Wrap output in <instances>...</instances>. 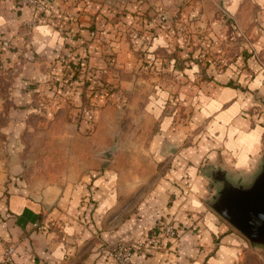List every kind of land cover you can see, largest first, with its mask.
<instances>
[{
  "label": "rangeland",
  "instance_id": "rangeland-1",
  "mask_svg": "<svg viewBox=\"0 0 264 264\" xmlns=\"http://www.w3.org/2000/svg\"><path fill=\"white\" fill-rule=\"evenodd\" d=\"M13 1L15 10H35L39 3ZM230 1L172 0L160 7L142 0L133 2L132 10L109 1L88 24H80L78 14L53 22L59 47L35 43L39 21L17 17L0 32V201L13 182L38 195L80 170L108 169L115 184L126 188L120 210L127 219L158 185L181 189L174 171L187 166L189 152L204 150L203 128L193 122L201 85L215 74L246 68L251 57L264 68V54L255 45L263 30L264 0H239L236 13L229 10ZM124 11L130 18L125 20ZM161 31L170 40L155 46ZM166 117L173 118V130L164 127ZM215 168L205 158L199 167L211 209ZM167 225L173 236H155ZM156 229L105 244L103 253L112 260V248L147 236L159 242L138 252L158 251L178 227L164 220Z\"/></svg>",
  "mask_w": 264,
  "mask_h": 264
},
{
  "label": "crops",
  "instance_id": "crops-1",
  "mask_svg": "<svg viewBox=\"0 0 264 264\" xmlns=\"http://www.w3.org/2000/svg\"><path fill=\"white\" fill-rule=\"evenodd\" d=\"M86 1L83 5L78 0H39L35 10H15L13 0H0V32L18 22L17 17H34L39 21L34 42L59 47L62 41L53 22L78 14L80 24H88L109 1L129 10L133 2H142ZM149 1L160 7L172 2ZM239 4L231 0L228 8L236 13ZM7 6L12 8H3ZM123 13L125 20L130 18ZM245 13L251 15L249 10ZM161 32L155 46L168 45L170 37ZM261 32L255 45L264 54V25ZM247 65L215 74L201 85L193 122L203 128L204 150L189 152L183 160L187 166L174 171L181 189L167 182L158 185L151 198L136 202L138 213L127 219L121 218L120 210L126 188L115 184V173L108 169L80 170L74 179L45 187L38 195L13 182L0 201V264H9L8 246L13 247L12 259L22 264H115L104 255L105 244L138 239L157 231L164 220L175 222L176 236L158 251L133 252L131 264H264V250L255 248L204 200L207 190L199 170L204 158L229 174L250 175L259 168L264 152V68L253 57ZM173 122L166 117L164 127L173 130Z\"/></svg>",
  "mask_w": 264,
  "mask_h": 264
},
{
  "label": "water",
  "instance_id": "water-1",
  "mask_svg": "<svg viewBox=\"0 0 264 264\" xmlns=\"http://www.w3.org/2000/svg\"><path fill=\"white\" fill-rule=\"evenodd\" d=\"M211 174L217 185L212 208L255 248L264 250V152L253 174H229L221 168Z\"/></svg>",
  "mask_w": 264,
  "mask_h": 264
},
{
  "label": "built area",
  "instance_id": "built-area-1",
  "mask_svg": "<svg viewBox=\"0 0 264 264\" xmlns=\"http://www.w3.org/2000/svg\"><path fill=\"white\" fill-rule=\"evenodd\" d=\"M26 2L28 3V5L34 6V4L37 3V0H26ZM260 63L264 67V62H260ZM162 235L168 237L173 236L174 235L173 226L167 225L165 227H161L160 231L155 236L161 238ZM155 236H147L143 241L133 244L132 246L117 245L115 248H112V250L108 253V256L112 258V260L116 264H131L133 252H138L140 249H142V245L144 244L151 245L153 243L155 244L159 242L158 237ZM12 253H13V247L8 246L5 250L6 262H8L9 264H22L12 259Z\"/></svg>",
  "mask_w": 264,
  "mask_h": 264
},
{
  "label": "flooded vegetation",
  "instance_id": "flooded-vegetation-1",
  "mask_svg": "<svg viewBox=\"0 0 264 264\" xmlns=\"http://www.w3.org/2000/svg\"><path fill=\"white\" fill-rule=\"evenodd\" d=\"M214 175H216V174H214ZM211 176H212V174H211ZM216 181V180H215Z\"/></svg>",
  "mask_w": 264,
  "mask_h": 264
}]
</instances>
